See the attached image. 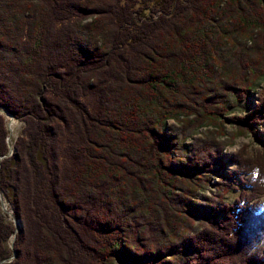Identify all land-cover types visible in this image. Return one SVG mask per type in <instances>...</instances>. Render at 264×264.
I'll return each instance as SVG.
<instances>
[{
	"label": "trees",
	"instance_id": "1",
	"mask_svg": "<svg viewBox=\"0 0 264 264\" xmlns=\"http://www.w3.org/2000/svg\"><path fill=\"white\" fill-rule=\"evenodd\" d=\"M262 80L264 0H0V264H264Z\"/></svg>",
	"mask_w": 264,
	"mask_h": 264
},
{
	"label": "rangeland",
	"instance_id": "2",
	"mask_svg": "<svg viewBox=\"0 0 264 264\" xmlns=\"http://www.w3.org/2000/svg\"><path fill=\"white\" fill-rule=\"evenodd\" d=\"M264 91V80L261 81V83L259 84V87H256V89L253 90V96L251 98H248L246 100L243 101H236L231 99L230 103L228 105L229 112L228 114L224 115L223 117H221V120L223 122V127H224V133L226 134L225 138L226 140H232V143L228 144L227 146L224 147L223 149V154L225 156L230 155L233 152H237L240 147H242L244 144L249 145V152H253L254 149L258 148L259 144L258 142L253 138L252 135H246V134H240L239 130H237V128L235 127L234 123L229 122V120H226L227 116H232V115H238V114H242L243 112L246 111L248 105L253 104L257 101V93L259 94V92ZM6 119V117H5ZM173 120H169L168 123H172ZM6 125H7V120H6ZM23 122L19 121L17 119V127L14 131V134L12 136H10V132L8 133V137H9V144L13 147V143L16 139V137L21 133L22 127H23ZM7 127V126H6ZM213 126L209 125V126H205V127H200L197 132L195 133V137L201 136L203 134L206 133V131L212 130ZM224 138V136L222 137ZM227 168L229 169H234L235 165L232 164H228ZM214 187L211 188L210 190L213 191ZM210 191L207 193L209 194ZM238 192L237 191H230L225 195V200L232 202L233 199L235 198V196H237ZM259 206L260 208H264V196L260 199L259 201ZM4 209V213L9 212V206L4 203L3 205ZM7 220H11L10 216H6ZM17 225L20 224V222H16ZM10 242V241H9Z\"/></svg>",
	"mask_w": 264,
	"mask_h": 264
},
{
	"label": "water",
	"instance_id": "3",
	"mask_svg": "<svg viewBox=\"0 0 264 264\" xmlns=\"http://www.w3.org/2000/svg\"><path fill=\"white\" fill-rule=\"evenodd\" d=\"M0 114H2L3 116H5L6 114L7 115H9L11 118H14V119H16L11 113H9L8 111H4V109H2V108H0ZM17 120V119H16ZM7 126V125H6ZM5 126V127H6ZM7 129H8V127H7ZM8 131H9V129H8ZM9 140V137H7V140L6 141H8ZM8 149H9V151H8V153L5 155V156H0V160L3 158V157H6V156H9L12 152H13V147L9 144V141H8ZM2 195H1V193H0V199H2V197H1ZM3 209H5V208H3Z\"/></svg>",
	"mask_w": 264,
	"mask_h": 264
},
{
	"label": "bare ground",
	"instance_id": "4",
	"mask_svg": "<svg viewBox=\"0 0 264 264\" xmlns=\"http://www.w3.org/2000/svg\"><path fill=\"white\" fill-rule=\"evenodd\" d=\"M6 120H7V127L9 129L10 132V136H12L14 134V131L17 127V120L14 118H11L9 115H5Z\"/></svg>",
	"mask_w": 264,
	"mask_h": 264
}]
</instances>
